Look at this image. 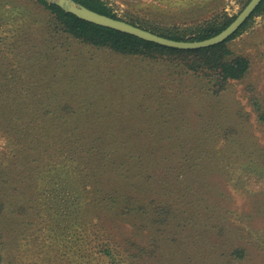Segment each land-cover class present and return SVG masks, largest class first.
<instances>
[{"label":"rangeland","instance_id":"1","mask_svg":"<svg viewBox=\"0 0 264 264\" xmlns=\"http://www.w3.org/2000/svg\"><path fill=\"white\" fill-rule=\"evenodd\" d=\"M103 1L125 21L185 38L209 24L232 21L249 2ZM48 15L35 0H0V263L110 264L93 247L90 176L83 188L79 181L88 170L79 169L80 158L66 145L61 127L119 122L129 125L124 131L133 128L119 135L120 153L131 145L130 166L141 165L136 155L147 154L156 162L154 176L176 185V196L188 186L197 188L188 199L199 198L201 208L212 209L222 229L241 227L233 244L247 249L240 264H264V127L249 102L250 94L264 96V4L227 42L234 53L250 58V72L218 97L204 89L202 79L167 61L117 55L72 40L52 47L49 40L66 41V35L47 25ZM23 17L30 31L13 38L8 32ZM27 42L30 53L20 49ZM37 50L49 51L46 61L59 68L31 60ZM4 118L9 128L2 126ZM97 135L105 137L102 129L92 134ZM162 137L167 140L155 141ZM195 156L206 172L197 178L188 159ZM113 222L132 225L126 216ZM222 250L229 254L231 248Z\"/></svg>","mask_w":264,"mask_h":264},{"label":"trees","instance_id":"2","mask_svg":"<svg viewBox=\"0 0 264 264\" xmlns=\"http://www.w3.org/2000/svg\"><path fill=\"white\" fill-rule=\"evenodd\" d=\"M35 1L48 12L47 25L57 33L66 35V41L49 40L48 45L56 48L57 45L65 46L72 40L80 45L117 55L167 61L180 67L183 72L202 79L204 89L216 97L222 95L231 82L242 81L249 74L252 67L250 58L234 53L227 42L240 32L248 19L264 4L262 0L249 18L225 41L208 47L178 49L81 19L54 2ZM75 1L97 12L119 18L103 0ZM230 22L222 25L209 24L187 38L159 35L177 40H201L217 34ZM13 26L8 32L14 34L13 38H16L19 32L30 31L27 29L30 22L24 17L20 21H15ZM2 41L3 37H0V43ZM25 46L27 47L20 46V49L30 53L29 43L27 42ZM15 48L17 49L18 45H15ZM11 50L14 51L12 46ZM37 53V57L31 60L37 62L39 60L47 68H59L53 61H46L50 55L49 51H43L41 54L37 50ZM40 55L44 57L40 58ZM29 59L30 56H27V60ZM23 69L28 71L26 66ZM101 97L107 98V94L104 93ZM249 102L258 124L264 127V96L250 94ZM19 104L24 106L23 98L19 100ZM19 112L20 106H14V113L18 115ZM2 113H11V108ZM18 121L20 123L17 128L20 131L23 122ZM7 124L8 120L4 118L2 126L9 128ZM128 126L119 125L118 122L105 128L104 125L77 122V125L67 124L61 127L66 145H70L73 153L80 158L79 169L84 165V170H88L83 178L79 176L80 188H83L90 176V202L96 213L95 224L93 223L95 228L92 230L95 242L93 247L106 255L110 264H234V261L240 264L247 255V249L233 244L234 237L239 235L241 227L222 229L216 221L218 215H215L212 209L201 208L199 198L188 199L189 196L197 195V188L188 186L183 189L180 196H176L175 193L178 191L176 185L154 176L153 168L157 167L156 162L147 154L136 155L137 160H141V165L137 166L134 163L130 166L127 162L133 156L128 155L131 145L126 144L125 153L118 151L119 135L123 132L132 133V127L130 131H124ZM158 127V130L163 132L162 125L159 124ZM101 129L105 137L92 136L96 130ZM74 131L76 137H73ZM115 134L118 136H114ZM166 140L162 137L155 141ZM157 147L161 148L160 145ZM186 156L187 154L184 158ZM188 159L191 160L190 166L193 167L192 172L196 178L206 175L201 168L200 156H195L193 160ZM165 172L171 174L169 169ZM184 193L188 195L183 200ZM125 216L132 222L130 227L118 226L113 222L115 218L123 220ZM228 248H231L230 253L224 254L222 249ZM204 253L209 255L204 256Z\"/></svg>","mask_w":264,"mask_h":264},{"label":"water","instance_id":"3","mask_svg":"<svg viewBox=\"0 0 264 264\" xmlns=\"http://www.w3.org/2000/svg\"><path fill=\"white\" fill-rule=\"evenodd\" d=\"M54 2L67 12L77 17L93 22L95 24L116 29L125 33L132 34L141 39L152 41L164 46L178 49H196L208 47L225 41L249 18L262 0H249L237 16L217 34L201 40H177L154 33L150 30L134 25L128 21L115 18L91 8H88L75 0H48ZM1 264V263H0Z\"/></svg>","mask_w":264,"mask_h":264}]
</instances>
